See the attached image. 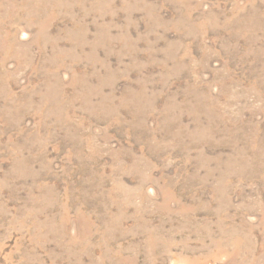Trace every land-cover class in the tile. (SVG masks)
<instances>
[{
	"label": "rangeland",
	"instance_id": "374dc122",
	"mask_svg": "<svg viewBox=\"0 0 264 264\" xmlns=\"http://www.w3.org/2000/svg\"><path fill=\"white\" fill-rule=\"evenodd\" d=\"M0 264H264V0H0Z\"/></svg>",
	"mask_w": 264,
	"mask_h": 264
}]
</instances>
